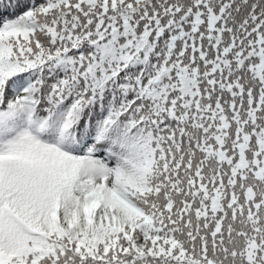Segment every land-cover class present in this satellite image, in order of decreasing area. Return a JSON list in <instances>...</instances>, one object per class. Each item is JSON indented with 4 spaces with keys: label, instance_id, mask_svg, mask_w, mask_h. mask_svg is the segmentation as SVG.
<instances>
[{
    "label": "snow or ice",
    "instance_id": "obj_1",
    "mask_svg": "<svg viewBox=\"0 0 264 264\" xmlns=\"http://www.w3.org/2000/svg\"><path fill=\"white\" fill-rule=\"evenodd\" d=\"M0 264H264V0H0Z\"/></svg>",
    "mask_w": 264,
    "mask_h": 264
}]
</instances>
